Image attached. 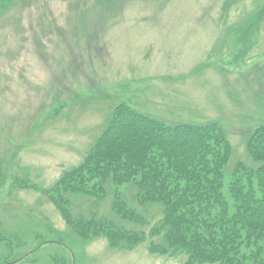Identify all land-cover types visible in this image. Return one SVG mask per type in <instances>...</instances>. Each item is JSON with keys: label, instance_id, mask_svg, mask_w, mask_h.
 <instances>
[{"label": "rangeland", "instance_id": "rangeland-1", "mask_svg": "<svg viewBox=\"0 0 264 264\" xmlns=\"http://www.w3.org/2000/svg\"><path fill=\"white\" fill-rule=\"evenodd\" d=\"M128 103L169 124L217 122L232 156L264 125V0H10L0 9V234L33 246L61 241L75 264H183L148 250L159 205L137 207L145 224L121 220L103 200L73 195L77 214L144 230L133 249L83 238L49 200L61 175L82 162L111 110ZM15 242V243H16ZM63 243V244H62Z\"/></svg>", "mask_w": 264, "mask_h": 264}, {"label": "trees", "instance_id": "trees-1", "mask_svg": "<svg viewBox=\"0 0 264 264\" xmlns=\"http://www.w3.org/2000/svg\"><path fill=\"white\" fill-rule=\"evenodd\" d=\"M9 1L0 0V9ZM246 149L258 165L238 161L225 190L233 150L221 125L169 124L120 103L82 162L48 190L49 200L79 236L103 235L112 247L131 250L147 239L144 230L77 214L71 203L73 195L103 200L117 188L112 209L123 221L143 225L137 207L160 206L150 253L186 254L183 264H264V125L249 132ZM122 186L134 189L137 207Z\"/></svg>", "mask_w": 264, "mask_h": 264}, {"label": "flooded vegetation", "instance_id": "flooded-vegetation-1", "mask_svg": "<svg viewBox=\"0 0 264 264\" xmlns=\"http://www.w3.org/2000/svg\"><path fill=\"white\" fill-rule=\"evenodd\" d=\"M15 242L14 238L0 234V264H75V255L69 248L65 249L70 259L62 257L60 261L55 248L61 246V241L56 239L45 240L38 236L33 239L32 247Z\"/></svg>", "mask_w": 264, "mask_h": 264}]
</instances>
